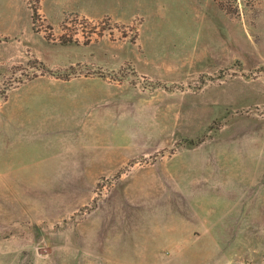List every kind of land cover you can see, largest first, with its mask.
<instances>
[{
    "label": "rangeland",
    "instance_id": "rangeland-1",
    "mask_svg": "<svg viewBox=\"0 0 264 264\" xmlns=\"http://www.w3.org/2000/svg\"><path fill=\"white\" fill-rule=\"evenodd\" d=\"M25 1L0 20V264H264V0Z\"/></svg>",
    "mask_w": 264,
    "mask_h": 264
},
{
    "label": "crops",
    "instance_id": "crops-1",
    "mask_svg": "<svg viewBox=\"0 0 264 264\" xmlns=\"http://www.w3.org/2000/svg\"><path fill=\"white\" fill-rule=\"evenodd\" d=\"M93 8V5H91L89 1H87V3H80V0H41L40 2V11L49 22H59L66 14L69 13H75L78 15L94 18L109 15L117 21H129L115 18L107 11L105 13H101V15H94V12L91 11L95 10ZM23 11L29 15V6L25 0H0V20H5L4 22L18 21ZM0 30L4 31L7 35L19 33L16 31H7L1 28ZM20 35L23 41V31H21ZM27 39L28 38L26 37V40Z\"/></svg>",
    "mask_w": 264,
    "mask_h": 264
}]
</instances>
